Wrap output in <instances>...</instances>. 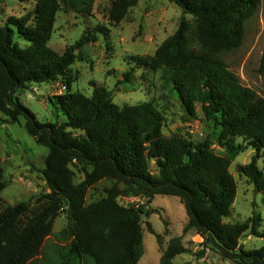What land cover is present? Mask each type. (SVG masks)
I'll list each match as a JSON object with an SVG mask.
<instances>
[{
  "label": "trees",
  "instance_id": "obj_1",
  "mask_svg": "<svg viewBox=\"0 0 264 264\" xmlns=\"http://www.w3.org/2000/svg\"><path fill=\"white\" fill-rule=\"evenodd\" d=\"M182 11L177 31L153 56L133 58L137 66L173 74L174 89L188 115L201 106L204 118L220 129L219 143L229 153L216 155L211 140L194 144L178 135L165 136L164 114L153 102L117 106L113 92L93 84L91 97L73 93L72 66L83 61L82 50L98 42L97 26L59 54L49 47L63 7L90 14L94 0H38L34 17H11L0 26V114L8 123L25 120L28 134L47 148L42 171L50 193L35 204L21 202L0 212V264H32L53 235L56 219L66 213L68 226L59 234L65 245L56 248L60 264H138L143 256L142 217L150 211L122 206L119 184L135 187L152 202L156 196L181 200L189 217L183 233L203 238L205 250L239 264H264V248L246 252L240 241L247 234L264 238L261 218L242 224L225 219L237 198V182L230 172L241 152L242 138L256 151L239 172L257 192H264V171L258 155L264 152V98L241 85L223 55L239 49L247 22L259 11L261 0H168ZM139 0H114L110 21L121 24ZM191 16L193 21L187 17ZM15 35L28 43L21 49ZM259 71L264 74V54ZM129 80V73L125 74ZM68 80L66 93L51 100L62 123H40L17 97L33 84ZM155 163L159 175L150 168ZM75 168L83 174L76 182ZM103 181L115 186L107 197L87 204L89 191ZM7 188L0 166V195ZM158 213L157 210H151ZM161 244V236L155 234ZM187 252L180 237L173 238L159 264H174Z\"/></svg>",
  "mask_w": 264,
  "mask_h": 264
},
{
  "label": "rangeland",
  "instance_id": "obj_2",
  "mask_svg": "<svg viewBox=\"0 0 264 264\" xmlns=\"http://www.w3.org/2000/svg\"><path fill=\"white\" fill-rule=\"evenodd\" d=\"M38 0H0V26L7 24L11 17H34ZM114 0H94L90 14L67 11L63 7L57 14V20L49 47L59 54L66 52L87 32H94L97 26H104L108 33H96L98 42L83 48V61H77L71 68L69 77L73 93L91 97L93 84L105 87L113 92V103L117 106L138 105L153 102L164 114L165 136L178 135L198 144L211 140V150L219 156L227 157V149L219 143L220 129L207 121L197 105L194 117L187 114L172 82L173 74L161 69L151 71L137 66L133 58L153 56L158 47L178 29L182 11L168 0H139L136 7L130 9L127 17L118 26L110 21V12ZM193 21L191 16L187 17ZM15 42L21 49L28 43L15 35ZM264 54V0L258 13L246 24L243 45L223 55L229 70L233 72L242 86L252 89L264 98V74L259 71ZM129 73V80L124 77ZM68 87V80L61 79L53 84H33L19 91L17 97L42 123H62L66 118L56 116L51 100L60 96V89ZM235 147L241 152L234 157L230 172L234 176L238 191L231 214L226 223L242 224L254 214L262 220L258 232L264 234V192H257L254 185L238 170L248 165L256 156V151L248 142L238 138ZM47 148L39 145L31 137L25 120L10 124L0 114V166L5 172L7 188L0 195V212L9 206L21 202H32L50 193L42 171L45 168ZM258 167L264 171V152L258 155ZM159 175L153 162L150 168ZM76 182L83 180V174L75 168ZM112 181H103L88 193L87 204L107 197V190L115 186ZM124 193L119 203L125 207L143 208L150 211L142 217L143 256L138 264H159L164 251L173 238L180 237L187 252L178 256L174 264H239L222 258L218 253L205 250L203 238L194 232L184 234L189 217L181 200L173 196H156L152 202L142 196L135 187L119 184ZM157 210L158 213H152ZM68 226L66 213L55 221L53 235L44 244L42 254L32 264H60L56 248L65 245L59 234ZM161 236V244L155 235ZM241 248L255 251L264 248V238L247 233L240 241Z\"/></svg>",
  "mask_w": 264,
  "mask_h": 264
},
{
  "label": "built area",
  "instance_id": "obj_3",
  "mask_svg": "<svg viewBox=\"0 0 264 264\" xmlns=\"http://www.w3.org/2000/svg\"><path fill=\"white\" fill-rule=\"evenodd\" d=\"M66 91H67V87H66V86H63V87L60 89V93H61V95L64 94V93H66Z\"/></svg>",
  "mask_w": 264,
  "mask_h": 264
}]
</instances>
